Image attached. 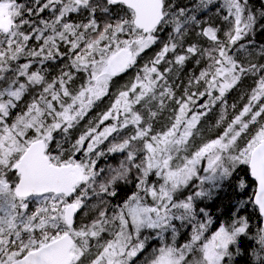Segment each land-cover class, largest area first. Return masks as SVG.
Returning <instances> with one entry per match:
<instances>
[{
  "label": "snow or ice",
  "instance_id": "snow-or-ice-1",
  "mask_svg": "<svg viewBox=\"0 0 264 264\" xmlns=\"http://www.w3.org/2000/svg\"><path fill=\"white\" fill-rule=\"evenodd\" d=\"M217 2L0 0V264H138L150 238L160 246L144 264H264V224L253 233L234 214L213 231L201 206L246 170L255 187L241 206L251 203L264 221V64L237 55L264 9L219 0L229 25L221 38L199 16ZM196 29L207 46H185ZM193 59L203 67L178 96L172 77ZM133 69L113 94L115 78ZM249 77L255 87L225 125L226 96ZM105 97L108 109L73 140ZM217 105L223 130L197 144ZM166 110L169 122L157 130ZM105 142L125 159L102 175ZM121 184L133 190L114 204ZM237 188H248L243 177ZM181 229L189 235L178 244Z\"/></svg>",
  "mask_w": 264,
  "mask_h": 264
},
{
  "label": "trees",
  "instance_id": "trees-1",
  "mask_svg": "<svg viewBox=\"0 0 264 264\" xmlns=\"http://www.w3.org/2000/svg\"><path fill=\"white\" fill-rule=\"evenodd\" d=\"M22 2L27 3L28 0H22ZM174 2L181 7H190L192 4L197 3L198 0H174ZM218 3L219 1L217 2V4L211 5L208 10L199 13V16L204 22V26H207V24H213L217 27H220L222 30L220 35L221 38H223V31L226 30L229 25L222 19V16L226 14L222 9L218 14ZM249 7L254 9L257 14H259V12L264 9V0H250ZM198 30L199 29L190 31V33L185 37V46H187V44L189 43H199L201 46H207L208 42L203 38L197 36L196 32ZM167 39L168 30H165L164 33H161V40L167 41ZM238 44L244 45V50L237 53L242 61H244L245 63L251 61L252 63L264 64V55H261V52L264 51V21H260L256 30L249 36L245 37L244 40L238 42ZM161 46V44H157L152 49H149L145 54H143V59L138 62L139 65L142 66L144 62L153 57L155 53L159 51ZM62 66V62L59 61L52 63L49 69V77L51 78L58 75ZM201 67H203V63L201 65H197L194 59L190 60L182 69H180L176 73L174 77H172V81L176 86V93L178 96L182 94L184 87L188 85L189 78L199 74V70ZM135 74L136 70L133 69L129 70V72L122 74L119 77H116L112 85V93H116L125 84L130 83ZM82 75L83 74H80L78 76V79L76 81L77 85L81 82ZM253 87H255L254 78L249 77L244 79L238 86V88L233 89L230 93H228V95L226 96V100L228 103V112L225 125L227 121L230 120L236 113H238L242 106L247 102V94ZM111 99L112 97H105L102 101L98 102L97 106L89 112L87 117H85V120L82 121L81 124L72 131L71 135L73 140L80 134L81 131L84 130L89 120L95 121L100 113L108 109L111 103ZM233 104L236 105L235 109L231 107ZM170 114V111L166 110L161 115L159 120L155 123V127L157 130L161 129L168 123L165 118H167ZM220 114L221 109L220 106L217 105L212 109L211 112L208 113L207 116L203 117V120L201 121V124L199 126L203 139L214 138L223 130V126L225 125H222L220 127L216 126V122L219 119ZM106 146L107 142H105V145H101V148L104 149L105 152ZM124 159L125 156L123 153L108 154L106 152V154L100 157L97 161V168L104 170L102 175H107L110 169L119 168L121 161H123ZM240 177H243L248 184V188L244 191H240L237 188V183ZM119 188V196L117 198H113L112 200L114 204L122 202L125 196L127 194H130L133 190L132 185L121 184ZM253 189L254 182L246 174V170H244L240 172L239 177H236L232 182L227 183L212 200L204 202L203 206H207L209 213L213 216L214 219V224L211 230L214 231L220 223L230 222L233 219V215L236 214L239 216L247 217L252 232L255 233L256 229L262 225L261 218L259 217L258 213L251 203H247L244 206H241L245 201L249 200ZM180 241L178 240V244L181 243ZM242 243L244 246H247L249 241L245 240Z\"/></svg>",
  "mask_w": 264,
  "mask_h": 264
},
{
  "label": "flooded vegetation",
  "instance_id": "flooded-vegetation-1",
  "mask_svg": "<svg viewBox=\"0 0 264 264\" xmlns=\"http://www.w3.org/2000/svg\"><path fill=\"white\" fill-rule=\"evenodd\" d=\"M45 16H47V13L44 14ZM255 187V185H254ZM252 196V194H251ZM158 246H160V243H158V239H152L146 247V251L140 256L138 257V264H144L143 259L147 258L151 253V251H153V249H156Z\"/></svg>",
  "mask_w": 264,
  "mask_h": 264
},
{
  "label": "rangeland",
  "instance_id": "rangeland-1",
  "mask_svg": "<svg viewBox=\"0 0 264 264\" xmlns=\"http://www.w3.org/2000/svg\"><path fill=\"white\" fill-rule=\"evenodd\" d=\"M219 1V0H218ZM167 121H168V117L167 118H165ZM202 120H203V118H202ZM201 120V121H202ZM169 122V121H168ZM203 138H202V136L200 137V138H197L196 139V141H197V144H199L200 142H201V140H202ZM206 139V138H205ZM199 141V142H198ZM204 202H208V200H206V201H204ZM203 202V203H204ZM203 203H202V205L201 206H203ZM177 223V225H179V222L177 221L176 222ZM180 232H181V234H180V236L178 237V240L180 241V239H181V243L180 244H183L184 242H186V240H187V237H188V235H189V231L187 230V229H181L180 230ZM152 240V238H150L149 239V241H148V243L150 242ZM155 240V239H154ZM158 243H160V241L158 240ZM177 243H178V241H177ZM159 247V246H158ZM157 247V248H158ZM151 254L148 256V257H150L151 255H152V253H153V251H151L150 252ZM145 259H143V261H144Z\"/></svg>",
  "mask_w": 264,
  "mask_h": 264
},
{
  "label": "water",
  "instance_id": "water-1",
  "mask_svg": "<svg viewBox=\"0 0 264 264\" xmlns=\"http://www.w3.org/2000/svg\"><path fill=\"white\" fill-rule=\"evenodd\" d=\"M251 179V178H250ZM259 215V214H258ZM261 221H262V219H261ZM262 224H264V221H262Z\"/></svg>",
  "mask_w": 264,
  "mask_h": 264
}]
</instances>
